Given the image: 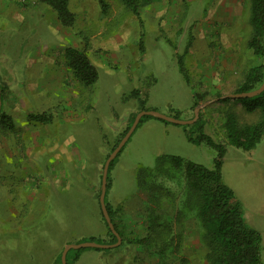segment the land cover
<instances>
[{
	"label": "rangeland",
	"instance_id": "1",
	"mask_svg": "<svg viewBox=\"0 0 264 264\" xmlns=\"http://www.w3.org/2000/svg\"><path fill=\"white\" fill-rule=\"evenodd\" d=\"M104 1L106 15L98 0H68L75 22L65 28L38 0H0V83L8 87L13 81V88L21 83V112L14 115L18 124L37 126L25 120V113L46 116L39 144L24 142L19 165H6L3 172L0 195L6 198L8 193L13 203L21 200V190L29 189L23 186L28 180L39 184L44 196L34 223L1 233L0 264H58L65 246L103 240L98 203L102 169L131 115L142 106L166 116L178 113L180 121H188L196 97L201 106L233 94L251 69L264 65V56L246 46L251 36L249 0H159L138 16L119 0ZM67 47L83 50L95 67L93 85L82 87L74 80L63 58ZM236 103H210L198 112L196 125L146 118L136 126L108 174L105 202L119 226L125 210L139 217L143 197L137 199L136 174L141 168H154L164 156L212 168L216 150L188 141L201 133L200 125L203 134L224 145L223 183L241 206L246 192L252 194L250 201L264 197V137L251 153L228 145L224 128L227 114L240 125H251L261 112ZM162 184L176 189L171 181ZM181 234V251L171 256L168 247L159 253L154 240H148L122 261L110 252L116 248H86L75 262L69 251L67 262L184 264L186 259L207 264L193 213L188 212Z\"/></svg>",
	"mask_w": 264,
	"mask_h": 264
},
{
	"label": "trees",
	"instance_id": "2",
	"mask_svg": "<svg viewBox=\"0 0 264 264\" xmlns=\"http://www.w3.org/2000/svg\"><path fill=\"white\" fill-rule=\"evenodd\" d=\"M38 1L55 13L62 27L70 28L73 26L75 16L68 7V0ZM119 1L130 13L138 16L143 7L159 0ZM98 3L101 7V13L106 15L109 8L108 4L104 0H98ZM249 3L251 36L246 46L255 55L264 56V0H249ZM63 58L74 80L82 87L91 86L97 81V71L89 62L83 50L67 47L63 50ZM179 71L186 80L185 71L181 63H179ZM263 82L264 65L251 69L233 94L253 91ZM3 93L4 89L0 83L1 104ZM227 100L229 99L221 101ZM199 102V97H196L192 109L197 107ZM234 102L242 103L246 111L251 112L259 109L261 112L260 120L255 124L238 125L231 114H227L224 123L228 145L243 151H250L264 136V91L255 97L234 100ZM142 110L145 109L141 106L138 112ZM135 115L136 113L131 115L129 124L122 137L131 126ZM171 117L178 119V113H174ZM27 118L31 122L41 124L46 121L44 114L29 115ZM146 118L152 117H142L139 123ZM198 123H200V119L196 120L192 125ZM0 127L5 132L12 134L16 132L11 118L3 112L2 107L0 109ZM202 127L203 125H200L201 133L196 138L188 137V141L196 145L204 143L216 150L217 155L211 169L176 156H164L158 158L154 168H141L137 172L136 184L138 193L144 195L146 200L144 206L140 208V211L138 210L142 221L138 229L127 232L129 230L128 227L126 228L122 225V227H119L114 221L111 207L105 202L109 188L108 174L116 157L111 161L107 173L104 203L112 225L120 238L127 244L143 245L148 240H154L153 242L158 247L157 252L160 253L168 247L171 256L177 250L181 251V230L186 223L187 214L190 212L193 213L200 228V242L206 249L204 259L207 264H264L261 259L262 245L260 234L246 224L240 202L236 200L232 190L223 183L221 165L225 147L214 143L209 136L203 134ZM113 149L114 147L111 151ZM162 181L173 182L176 185V189L170 190L166 188L163 186ZM101 220L106 228L108 239H90L89 242L102 245L114 244L116 239L107 228L102 215ZM176 228L179 229L178 232ZM82 250H69L75 254L72 262L77 260L78 253ZM92 250L107 251L110 249ZM67 254L66 264H68ZM183 261L184 264H189L186 259H183ZM57 263L60 264V255Z\"/></svg>",
	"mask_w": 264,
	"mask_h": 264
},
{
	"label": "crops",
	"instance_id": "3",
	"mask_svg": "<svg viewBox=\"0 0 264 264\" xmlns=\"http://www.w3.org/2000/svg\"><path fill=\"white\" fill-rule=\"evenodd\" d=\"M17 12L19 11L18 10L15 11V13ZM1 85L3 86L4 89L3 101L1 107L4 103L3 105L4 107L2 108L3 112L11 118V121L16 129V132L12 134L10 132L3 131L0 127V184L2 185L3 181H5L4 178L6 175V174L3 175L4 174L3 172L5 171V166L10 164H14L18 166L19 165L18 161L21 160L23 156L24 142H29L31 145L36 147L40 142L38 138H41L44 135V129L41 123L29 121V123H32V125L33 124L37 125L36 127H33L34 126L33 125L32 126L33 128L27 127L26 124H22L20 122L19 124L17 123L19 117H16L14 115L16 113L20 115L19 112H21V106H22L21 97L23 93V89L21 88V83L18 82V85H20L19 88L11 87L16 85V83H14L13 81L11 82V84H7L8 87H6L4 84ZM24 115L26 120V118L29 115H34V114L25 113ZM254 150L255 147L248 152L252 153L254 152ZM95 167L97 168V163H95ZM23 186L24 187L27 186L29 189L21 190V200L20 199L17 200L16 203L10 201L11 200L10 198L12 197H8L9 196L8 193L6 194L7 195L6 198L4 196L5 193L3 195L2 194L0 195V235L5 230L6 231H8V229L12 230L13 228L18 227L19 225L21 226L23 224H31L36 221L37 213L40 212L39 203L42 196H44L43 190L40 188L39 184L33 182L32 180L25 181ZM254 193H258V192H254ZM141 196L143 197V200L142 201L139 200L138 202V204L141 205L137 207L139 211L140 208L143 207L144 204L146 203L144 195L138 193L137 199H140ZM261 196L263 195L261 194ZM261 196L258 198L253 197V199L250 201L249 199H251L252 194L246 192L244 196L242 208H243V215L246 224L251 229L257 231L260 234L261 245H264V197ZM236 200L238 199L236 198ZM122 213L123 216L120 215V218L118 217L120 221L119 224L126 228L128 227L129 230H127V232L133 229H138L140 227V224L142 222L140 216L136 217L135 214L132 216V213L134 212L130 214L126 210ZM113 217L115 221L116 219L115 214L113 215ZM104 230L105 231L103 233L104 235L103 239L106 240L108 239L106 228ZM3 245L4 244L2 243V239H0V247ZM138 247L139 245L137 244H127L121 239V244L118 247H116V249L113 248L114 251H110V252H112L111 254L114 257H116L117 260L122 261L126 258V254L130 253L131 251H133ZM261 259L262 262L264 263V251L263 254L261 252Z\"/></svg>",
	"mask_w": 264,
	"mask_h": 264
},
{
	"label": "water",
	"instance_id": "4",
	"mask_svg": "<svg viewBox=\"0 0 264 264\" xmlns=\"http://www.w3.org/2000/svg\"><path fill=\"white\" fill-rule=\"evenodd\" d=\"M263 91H264V82L257 89L253 91H250L247 93L229 94V95H225L217 99H214L212 101H207L203 103L201 106H197L194 108L193 118L188 121H180L179 119H175L174 117H171V116L162 115L155 111L142 110L136 113L131 126L129 127L125 135L122 137V139L119 141V143L116 145V147L113 149V151L106 158L104 165H103L102 174H101L100 194L98 198V203H99L101 215L107 225V228L109 229L111 234L115 237L116 242L111 245H102V244H97L94 242H82V243H78L74 245H67L63 248L60 254V264H66V254L69 250H80V249H86V248L106 250V249L116 248L121 244V238L118 235V233L115 231L112 225V222L109 218V215L105 207V203H104V197H105V192H106V179H107L108 168H109L111 161L116 157V155L125 145V143L129 139L133 131L135 130L136 126L138 125L142 117H152L154 119H158L166 123H172V124L180 125V126L192 125L193 123L196 122L198 118V112L200 111V109H202L203 107H206L210 103L217 102L220 100H225V99L239 100V99L252 98V97L259 95ZM0 109H1V97H0Z\"/></svg>",
	"mask_w": 264,
	"mask_h": 264
}]
</instances>
